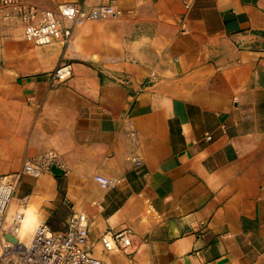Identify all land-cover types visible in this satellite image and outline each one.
Masks as SVG:
<instances>
[{"label":"crops","instance_id":"1","mask_svg":"<svg viewBox=\"0 0 264 264\" xmlns=\"http://www.w3.org/2000/svg\"><path fill=\"white\" fill-rule=\"evenodd\" d=\"M23 2L116 14L46 45L25 38L18 11L0 14V174L50 150L64 161L20 180L17 237L67 231L84 211L104 264H264V0ZM63 62L73 74L56 83ZM126 228L133 244L107 250L102 235Z\"/></svg>","mask_w":264,"mask_h":264},{"label":"built area","instance_id":"2","mask_svg":"<svg viewBox=\"0 0 264 264\" xmlns=\"http://www.w3.org/2000/svg\"><path fill=\"white\" fill-rule=\"evenodd\" d=\"M186 8L192 6L194 0H183ZM12 9L20 13V19L24 23V35L28 41L37 45H46L55 41L68 43L72 38L73 26L83 25L88 21L101 19L116 14L112 5L102 4L91 9H86L80 4L62 2L58 5V11L45 9L39 11L37 7L28 5L23 0H0V14L5 19L10 18ZM69 20L71 24L66 23ZM183 30H186L183 27ZM73 74L71 62L59 64L53 78L56 83L66 81ZM130 135L136 137L134 129ZM208 138H211L208 135ZM132 161L140 165L139 157H131ZM64 161L59 153L54 150L46 151L25 159L22 167L17 171L0 174V237L4 239V254L11 256L22 264H104L103 261L92 255L89 244L88 216L84 211L74 213L64 232H54L47 224L38 225L28 243L18 238L13 243L4 237V233H12L17 236L24 220L23 212H16L9 217L8 209L12 197L20 180L26 174L39 177L50 171L53 166L63 167ZM95 178L102 187L115 186L118 180L110 179L104 175H96ZM148 211L155 213L151 199L146 198ZM157 217L160 215L157 213ZM133 230L130 228L121 230H108L101 241L107 250L125 249L133 244Z\"/></svg>","mask_w":264,"mask_h":264},{"label":"water","instance_id":"3","mask_svg":"<svg viewBox=\"0 0 264 264\" xmlns=\"http://www.w3.org/2000/svg\"><path fill=\"white\" fill-rule=\"evenodd\" d=\"M51 170L54 173H58V172H62L63 168L57 167V166H53ZM4 237L10 242H13V243L18 242V237L16 235L12 234V233L5 232L4 233Z\"/></svg>","mask_w":264,"mask_h":264},{"label":"rangeland","instance_id":"4","mask_svg":"<svg viewBox=\"0 0 264 264\" xmlns=\"http://www.w3.org/2000/svg\"><path fill=\"white\" fill-rule=\"evenodd\" d=\"M29 238L30 237H27V238L25 237L23 240H25V242L28 243ZM12 264H22V263H20L18 260H16V261L14 260V262Z\"/></svg>","mask_w":264,"mask_h":264}]
</instances>
